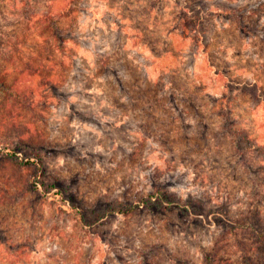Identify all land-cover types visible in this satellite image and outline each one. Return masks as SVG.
<instances>
[{
    "label": "rangeland",
    "instance_id": "374dc122",
    "mask_svg": "<svg viewBox=\"0 0 264 264\" xmlns=\"http://www.w3.org/2000/svg\"><path fill=\"white\" fill-rule=\"evenodd\" d=\"M203 1L195 54L176 0H0V264H264V0Z\"/></svg>",
    "mask_w": 264,
    "mask_h": 264
},
{
    "label": "trees",
    "instance_id": "16d2710c",
    "mask_svg": "<svg viewBox=\"0 0 264 264\" xmlns=\"http://www.w3.org/2000/svg\"><path fill=\"white\" fill-rule=\"evenodd\" d=\"M175 5L178 11V16L180 17L179 36L181 37L189 36L192 42L193 51L195 54H198V52L202 51V49L205 46V40L207 38L206 35H207V32L209 31L208 29L209 26L206 22L205 15L208 12H212L214 10L207 3V1L204 2L203 0H176ZM65 8H66V4L65 6L61 8V10L57 12H53V13L49 12V17L51 18V14H54V16H57L59 18L67 17L68 10H65ZM238 12L239 10L226 8L224 15L226 16L235 15L237 18H239V21H238L239 29L245 33L254 34L255 30L251 29L249 26L241 22L240 20L241 18L237 16ZM165 69L166 71H170L169 67H166ZM159 77L161 78V81L159 82V80H155V82L160 85L162 84L160 86L162 91L169 89L172 92L180 94L181 88H179L178 85L174 87V84H171V85L169 84V82L171 81L169 80L170 76L168 75L166 76L163 73ZM19 97H21V95ZM177 106H178V103L176 102L175 107ZM179 110H182V108H180ZM234 128H237V127L234 126ZM238 130H241V129H238ZM155 181L151 183V188L149 190L142 192L139 195V197L137 198V201L131 204H128V203L124 204L125 207H128L127 209L117 208L116 211L127 213V212H131L133 208H141L146 211L148 210L153 211L154 208H158L161 205L168 207L169 205L173 204L175 202L176 195L174 193L169 192L165 188L163 183H160L157 181L155 182ZM259 234L262 235V232H260ZM248 261L251 264L253 263V259L250 257L248 258Z\"/></svg>",
    "mask_w": 264,
    "mask_h": 264
}]
</instances>
